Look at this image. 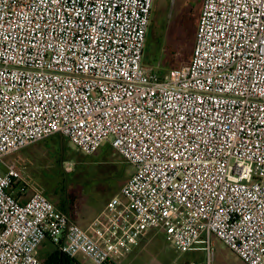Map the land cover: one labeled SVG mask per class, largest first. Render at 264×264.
<instances>
[{
    "label": "built area",
    "instance_id": "built-area-1",
    "mask_svg": "<svg viewBox=\"0 0 264 264\" xmlns=\"http://www.w3.org/2000/svg\"><path fill=\"white\" fill-rule=\"evenodd\" d=\"M154 3L0 0V264H44L46 241L124 264L151 232L264 264V0H203L191 61L163 74ZM56 135L134 169L86 229L6 159Z\"/></svg>",
    "mask_w": 264,
    "mask_h": 264
},
{
    "label": "rangeland",
    "instance_id": "rangeland-1",
    "mask_svg": "<svg viewBox=\"0 0 264 264\" xmlns=\"http://www.w3.org/2000/svg\"><path fill=\"white\" fill-rule=\"evenodd\" d=\"M203 0H155L152 29L146 46L145 65L165 73L188 64L192 52L184 45L176 20L193 10L201 14ZM178 28V29H177ZM153 30V31H154ZM183 42V43H182ZM15 161L31 184L43 190L61 211L78 220L104 209L118 195L134 169L106 144L97 153L86 155L62 136H53L6 158ZM84 223V222H82ZM39 257L45 263L42 250ZM126 264H187L188 254L179 252L161 235H148ZM55 252V250H53ZM52 252V253H53ZM76 264H92L79 258ZM125 264V263H124ZM212 264H246L218 241Z\"/></svg>",
    "mask_w": 264,
    "mask_h": 264
},
{
    "label": "trees",
    "instance_id": "trees-1",
    "mask_svg": "<svg viewBox=\"0 0 264 264\" xmlns=\"http://www.w3.org/2000/svg\"><path fill=\"white\" fill-rule=\"evenodd\" d=\"M177 21H178L177 23L178 27L181 28L183 32L182 39L184 41V45L188 46L189 50L192 52L194 48V44H195L199 17L198 15L194 14L193 10H188L187 16H183V17L181 16L178 20L175 21V23ZM155 22L156 21H153L152 19V24H151L149 33L150 32L155 33V30L152 29V25L155 24ZM145 57H146V51H145ZM191 58H192V55L190 57V61H191ZM46 260L47 261L44 264H76L77 262L75 259H71L67 257L66 255L62 254L57 249H55V252L51 253Z\"/></svg>",
    "mask_w": 264,
    "mask_h": 264
},
{
    "label": "crops",
    "instance_id": "crops-1",
    "mask_svg": "<svg viewBox=\"0 0 264 264\" xmlns=\"http://www.w3.org/2000/svg\"><path fill=\"white\" fill-rule=\"evenodd\" d=\"M155 4V3H154ZM153 12H154V9H153ZM153 18V17H152ZM57 136V135H56ZM60 136V135H59ZM105 146V145H104ZM30 192H26V197L25 198H28L30 196ZM107 205V204H106ZM105 205V207H106ZM104 207V209H105ZM59 209V208H58ZM102 208H100V211H98L97 215L95 214L94 216H91V217H84L82 220L83 221H80L78 220L76 217H74L73 215H71L70 213H68L67 211H63L64 213H66L67 215L70 216V218L75 221L79 226H81L82 228L86 229L88 228V226L93 222V220L103 212V210H101ZM60 210V209H59ZM84 222V223H82ZM149 235H152V236H160L165 240L164 236L162 234H156L154 232H151ZM147 239V236L145 238H143L139 244V246L143 243L144 240ZM166 241V240H165ZM167 242V241H166ZM213 245H214V248L216 247V245H218V241L214 239L213 241ZM134 249V251L129 254L125 260H124V263H128L129 262V259L130 257H132L131 255L135 254V253H139L142 254V252H138V248ZM172 246V245H171ZM42 248L44 247L45 249L42 250V256L43 258L46 260L49 255L53 252V250L57 249L50 241H46L45 243L42 244L41 246ZM40 247V248H41ZM40 250V249H39ZM39 254V252H38ZM183 254H188L189 255V258H187L189 260V262L187 264H207V254L206 252L202 251V250H199V251H192V252H188V253H183ZM40 258V257H39ZM80 258V257H79ZM78 258V259H79ZM41 259V258H40ZM77 260V259H75ZM42 261V260H41ZM43 262V261H42ZM44 263V262H43Z\"/></svg>",
    "mask_w": 264,
    "mask_h": 264
}]
</instances>
